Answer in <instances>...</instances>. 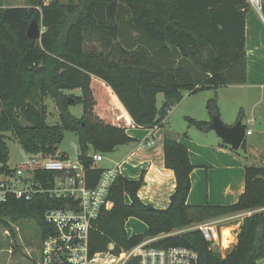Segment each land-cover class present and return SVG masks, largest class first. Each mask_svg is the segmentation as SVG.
Segmentation results:
<instances>
[{
    "label": "trees",
    "instance_id": "16d2710c",
    "mask_svg": "<svg viewBox=\"0 0 264 264\" xmlns=\"http://www.w3.org/2000/svg\"><path fill=\"white\" fill-rule=\"evenodd\" d=\"M29 1L26 6L0 4V171H11L8 139L17 140L29 155L64 157L68 153L59 146L65 131H72L94 186L104 168L93 166L91 151L110 153L133 141L130 128L162 127L186 93L247 82L246 15L252 8L247 0ZM32 20L44 27L40 39L27 34ZM75 90L80 95L67 93ZM160 93L165 98L161 109ZM47 98L58 109L59 124L48 121ZM77 103L81 117L70 111ZM206 109L211 118L220 116L217 96L207 100ZM186 118L210 130L211 121ZM164 163L176 175L170 205L150 208L140 199L144 172L136 180L120 174L109 194L113 206L90 230L91 252H105L110 243L120 252L158 237L153 246L192 248L198 264H257L264 258V166L246 165L245 191L237 203L191 205L187 199L195 166L188 148L171 132L164 137ZM52 177L44 174L45 186ZM64 202L46 193L29 200L11 195L0 202V228L24 220L38 226L36 249L27 256L31 264L50 230L45 213ZM247 210L254 212L244 217L237 243L224 254L190 228ZM130 217L145 222L146 232L129 235ZM129 264H138V258Z\"/></svg>",
    "mask_w": 264,
    "mask_h": 264
},
{
    "label": "built area",
    "instance_id": "2783aa9c",
    "mask_svg": "<svg viewBox=\"0 0 264 264\" xmlns=\"http://www.w3.org/2000/svg\"><path fill=\"white\" fill-rule=\"evenodd\" d=\"M247 1L262 13L263 0ZM255 123V119H248L246 136L252 134V129L248 127ZM152 128L157 129L159 126ZM153 143V140L147 142L148 145ZM89 155L94 167L103 160L102 153L91 151ZM86 170L79 155L72 158L69 154L53 157L39 153L29 155L27 160L11 167L10 172L0 171V202H6L11 195L29 200L35 194L43 193L52 199L65 201L64 207L51 208L45 213L50 230L42 238L35 264H129L134 258H138V264H198L199 255L192 248L153 246L152 242L158 237L147 238L120 252L113 251L114 243H110L109 250L105 252H91L90 230L101 212L113 206L109 194L120 173L115 166L104 168L96 184L90 186ZM45 173L53 175L47 181L49 186L43 182ZM253 212L231 213L227 218H212L194 223L190 228L201 231L212 248L224 254L237 243L244 217ZM227 219L233 223L223 225L222 222ZM257 264H264V258Z\"/></svg>",
    "mask_w": 264,
    "mask_h": 264
},
{
    "label": "crops",
    "instance_id": "0c3cea01",
    "mask_svg": "<svg viewBox=\"0 0 264 264\" xmlns=\"http://www.w3.org/2000/svg\"><path fill=\"white\" fill-rule=\"evenodd\" d=\"M50 1L44 0V3L48 4ZM8 6L12 5H6ZM246 51L247 82L224 87L247 86L255 89L257 96L259 90L264 88V17L262 13L252 8L246 15ZM182 101L178 105H181ZM218 104L221 116L219 97ZM206 114L209 116L203 120L212 122L210 114ZM256 114L264 121L263 112ZM187 116L196 120L201 118L197 117L194 109H187ZM251 119H255V122L257 120L255 117ZM166 132L173 133L179 142L188 148L190 160L195 166L191 172L188 204L232 205L238 202L240 195L245 191V167L250 164L246 153H241L240 149L234 150L214 130H201L195 125H189L187 131H181V133L173 132L166 126L157 129L152 127L130 128L127 133L134 140L118 145L110 153H104L109 163L108 165L97 163V167H118L121 175L132 180L139 179L144 172L145 184L138 193L140 199L154 208L166 209L171 202L170 196L176 188L175 172L165 167L164 163ZM252 135L253 133L249 136ZM149 140H153L154 143L148 145ZM244 150H247V144ZM104 154L103 160L106 158ZM127 201H129L128 197ZM134 219L137 218L130 217L127 220L126 228ZM127 232L132 235L128 228Z\"/></svg>",
    "mask_w": 264,
    "mask_h": 264
},
{
    "label": "rangeland",
    "instance_id": "374dc122",
    "mask_svg": "<svg viewBox=\"0 0 264 264\" xmlns=\"http://www.w3.org/2000/svg\"><path fill=\"white\" fill-rule=\"evenodd\" d=\"M68 2L69 0H61ZM264 3V0H263ZM1 5H30L29 0H1ZM253 10H256L252 6ZM40 31H44L42 23H39ZM68 94L80 95V91L75 90L67 92ZM185 94V98L181 105H174L171 111L166 115L163 122L165 124L162 127L173 130V132L187 131L190 125L186 113L187 109H194L197 117L200 120L208 118L206 109L207 100L211 97L217 96L221 101V120L227 124L232 125L238 121V117L242 114L241 122L244 126L247 125V121L251 117L258 118V112H263L264 117V88L259 90L258 95L255 94V89L247 86H233L222 87L218 90H203L196 94ZM261 99V101H260ZM165 102L164 95L162 93L157 96V106L162 108ZM49 117L48 121L51 124H59L60 118L58 115V109L54 101L50 98L46 99ZM70 111L76 117H81L83 108L80 103L74 104L70 107ZM252 129V136H246L247 150L244 147L240 148L241 153L247 155L249 163L252 165L264 166V131H258L255 126H249ZM7 144L9 147V162L11 167H15L19 163L28 159L27 154L22 148L21 144L14 139H8ZM60 151L68 153L72 158H76L79 154V143L77 135L72 131H65L64 138L59 146ZM105 160L99 161V165H108L107 156L104 154ZM1 165V163H0ZM230 216L224 215L220 218H227ZM232 220H224L223 225H231ZM11 229L6 226L0 228V264H31L27 260V256L30 252L35 251L36 244L38 242L39 228L32 220H24L18 223L11 224ZM128 231L132 234H143L147 230V225L140 219H134L127 226ZM187 230V228H185ZM184 231V230H183Z\"/></svg>",
    "mask_w": 264,
    "mask_h": 264
},
{
    "label": "water",
    "instance_id": "95a60500",
    "mask_svg": "<svg viewBox=\"0 0 264 264\" xmlns=\"http://www.w3.org/2000/svg\"><path fill=\"white\" fill-rule=\"evenodd\" d=\"M27 34L32 39L41 38L42 32L40 31L39 23L36 20H32L29 24ZM210 129L214 130L234 150L241 148L246 137V129L241 121H237L234 125H227L218 115L213 116ZM255 129L258 131H264V121L260 117L256 120ZM150 208L153 207L150 206Z\"/></svg>",
    "mask_w": 264,
    "mask_h": 264
}]
</instances>
